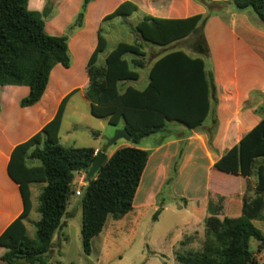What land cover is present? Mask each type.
<instances>
[{
	"label": "trees",
	"instance_id": "16d2710c",
	"mask_svg": "<svg viewBox=\"0 0 264 264\" xmlns=\"http://www.w3.org/2000/svg\"><path fill=\"white\" fill-rule=\"evenodd\" d=\"M28 1L0 0V85L28 87L27 96L20 100L22 107L42 98L56 64L67 68L71 63L68 36L49 34L45 29L44 18L50 9L30 10ZM195 1L204 6L205 13L185 18L144 15L134 30L142 40L166 46L197 33L200 22L227 7L236 12L251 10L264 28V0ZM136 10V5L124 1L105 15L103 21L128 16ZM84 11L82 6L73 25L76 29L82 26ZM105 47L106 39L99 29L96 46L86 64L85 96L92 116L105 118L113 126L123 122L132 144L161 131L167 121L192 130L202 125L211 107L210 81L202 58L190 56L182 49L166 52L153 61L145 87L138 89L128 83L136 81L137 69L145 66L139 58L144 55L141 45L119 41L99 65L98 54ZM76 90L60 100L52 119L10 153L6 170L18 185L22 211L0 234V246L6 249L1 258L8 264H49L52 238L62 224L70 197L74 196L73 173L78 169L87 171L94 158L93 147H64L59 143L64 107ZM258 111L264 114V103ZM149 155L150 150L136 146L119 147L87 178V185L78 196L84 253H90L91 241L102 231L109 215L118 219L132 209ZM258 160L264 163V115L212 165L230 174L255 176L253 188L246 182L240 211L220 216L221 205H218L204 221L200 246L186 248L196 233L184 237L174 253L175 264H264V260L258 263L256 259V253L264 249V234L253 224L255 219H264V165ZM175 175L174 171L173 178ZM171 179L172 176L168 181ZM33 182L45 183V186L38 196L40 218L35 222V237L30 238L23 219L31 209L29 184ZM250 190L253 197L247 196ZM161 210L160 205L153 219H157ZM252 238L257 241L256 250L249 247Z\"/></svg>",
	"mask_w": 264,
	"mask_h": 264
},
{
	"label": "crops",
	"instance_id": "0c3cea01",
	"mask_svg": "<svg viewBox=\"0 0 264 264\" xmlns=\"http://www.w3.org/2000/svg\"><path fill=\"white\" fill-rule=\"evenodd\" d=\"M124 1H129L136 5L137 10L132 14L138 13L139 20L144 15L165 18H185L206 12L204 6L195 0H93L92 2L98 6L96 9V12H98L95 23V27H97L96 30H92L89 35L88 30L84 28L87 26L90 17L89 13L91 10L89 12L88 9L85 16L86 23L83 25L84 27L81 26L75 29L70 36L68 34L69 53L73 59H80L81 65L79 69H74L75 67L73 64L67 69L60 67L61 64H56L50 72L49 80L53 78L55 72H71L74 70V79H72V84L68 88H60L58 93H52L47 85L42 98L37 103L22 107L20 105V100L27 96L29 88L25 85H0V234L22 211V200L18 185L11 180L6 170L12 149L17 144L34 135L52 119L60 100L67 93L73 89H77L75 93L80 92L81 95L87 99L85 96V89L88 85L86 64L91 52L96 46L98 30L102 29L101 23L103 20L101 21V19L114 11ZM61 3H65V0H57L56 3L53 4V9L51 8L49 10L45 18L51 17L53 19L52 21L60 19L63 11H66ZM31 4H33L34 10L42 11L41 0H35L34 3L29 0L28 6ZM71 12L74 13L73 15H76L77 9L71 10ZM45 18L44 23L46 25ZM71 19L70 16L64 18L65 22L62 27L71 23ZM198 26V32L190 34L189 36L199 34L203 41L200 42V39H195L196 50H194V54L185 52L190 56H197L204 60L205 72L210 81L211 107L202 125L198 129L192 130L188 128L190 134L188 137V147L186 148V154L188 155L186 161L192 155L201 153L207 156L208 165L212 166L221 155L233 145L237 144L240 138L255 126L264 115L258 111L259 107L264 103V28L252 11L245 10L236 12L230 7L209 16L200 22ZM53 29H55L53 35H67L59 30V28ZM86 33L87 37L85 36ZM172 50L174 49L166 52ZM104 51L98 54L97 63L99 65L103 64L108 53L106 52L102 55ZM164 53L160 54L158 57ZM158 57L148 64L146 67V75H148L149 68L153 61ZM140 77L138 71V79L136 81H138ZM145 85L143 87H145ZM143 87L136 88L141 89ZM71 96L64 107L58 136L60 135L63 124L65 109ZM87 101L89 103V110L90 102L88 99ZM123 124H121V128H124ZM212 125L216 126L212 127ZM76 126H78V123H76ZM209 139L211 140L210 147H207L206 145ZM60 140L61 138L59 137V142ZM128 142L131 143L130 141ZM123 146H136L150 150V155L134 195L132 209L118 219H114L109 215L102 231L94 237H101L100 243L106 252L122 231H126L133 236L135 231L139 230L140 220L148 210L150 208H156L158 203V187L160 184L162 185L166 179L164 163L177 153L176 141L172 139L160 140L153 148H143L139 144L129 145L127 143H124L121 147ZM88 147L98 149V153L101 152L98 145H91ZM115 150L106 154L107 157ZM152 156L156 157L157 160L154 167H149ZM185 163L186 162L178 167L173 182L179 181L183 169L185 168ZM258 163L264 165L261 160H258ZM238 176H240L242 180L240 190H238V197H228V192L226 193L221 186L212 184L210 181L204 184L203 189L199 187L197 194H194L191 198L176 194L178 197L184 198L181 204H176V209L179 211L178 215L181 216L180 231L184 232L174 235L166 242L167 246L165 248H157L152 250V252L169 258L171 264H175L174 253L180 247V242L184 237L196 233L193 242L189 243L186 248L193 247L191 244L195 241L200 245L201 239L203 238L204 221L206 217L214 213L218 205H221V210L218 213L220 216L231 215L227 212V207L232 204L236 207L235 214H237L243 202L246 182L249 181L253 188L255 181V176L250 178H246L240 174ZM35 183L40 182L29 184L31 209L28 216L23 219L26 234L28 236L29 224H34L40 218L39 216L37 220H31L32 212H38V204L35 205L32 200L31 186ZM40 184L41 187L36 196L37 200L41 189L45 186V183ZM247 196L253 197V191L250 190ZM262 196L264 199V192ZM70 203L71 201L69 200L66 208V218H62V224L59 229L56 230L52 238L51 251L53 253L55 251L59 252L63 245L69 241L68 234L65 231L69 226L68 217L72 215H81V206H79V208L73 207L70 209ZM167 205L168 204H163L162 211L167 208ZM262 213L264 215V208ZM256 222L264 223V219L253 220L254 225ZM260 230L264 234V230ZM263 250L256 253L258 263L264 260ZM5 251L6 249L0 246V264H8L1 258ZM52 254L50 257L48 255L49 260Z\"/></svg>",
	"mask_w": 264,
	"mask_h": 264
},
{
	"label": "rangeland",
	"instance_id": "374dc122",
	"mask_svg": "<svg viewBox=\"0 0 264 264\" xmlns=\"http://www.w3.org/2000/svg\"><path fill=\"white\" fill-rule=\"evenodd\" d=\"M56 1L57 0H41V8L47 7L48 9H53V4H55ZM92 1L93 0H65V3H61V5L64 6L66 11H63L60 19L52 21L53 19L51 17L45 18L46 31L49 34H54L55 29L53 28H59L64 34H67V36L69 34L70 36L76 29L73 26L76 16L82 9V6H84L85 11L83 13L82 26L86 23L85 16L87 10L89 9V12L91 10L87 26H83L88 30L90 35L92 30L94 31L97 28L95 27V23L98 15V12H96L98 6ZM31 2L34 3L35 0H31ZM28 8L34 10L33 4L28 6ZM74 9H77L76 15H73L74 13L71 12V10ZM249 11L251 12V10ZM69 16L72 18L71 23L62 27L65 22L64 18H68ZM138 20V13L129 16H115L101 23V33L107 40V45L102 55L109 52L119 41L139 43L141 45V51L144 55L139 58L143 59L145 66L137 69L141 76L140 79L131 83L133 86L139 88L146 84V67L153 59L168 50L177 48L183 49L189 54H194V50H196L195 39H201V35L194 34L168 46L162 47L146 42L140 38L138 33L134 30V26ZM85 36L87 37V33ZM126 57L130 59L131 56L126 55ZM72 64L75 67L74 69H79L81 61L80 59H73L71 56L70 66ZM60 67L63 69L69 68L62 65ZM74 72V70L71 72H55L53 78L48 81L50 91H52V93H58L60 88H68L72 84V79H74ZM88 104L87 99H85L80 92L72 94L65 109L63 124L59 135L61 138L59 143L62 146L88 147L91 145H98L101 152L108 154L112 150L121 147L124 143L135 145L124 139H119L108 146V142L113 137L115 131L121 128L120 126L123 122L117 126H113L110 125L105 118L92 116L88 110ZM76 123H78V126H76ZM215 126L216 125H212V127ZM189 134V129L185 125L175 121H167L161 131L141 139L138 143L143 148H153L158 142H160V140L172 139L176 141L177 153L164 163L166 179L164 183L162 185L160 184L158 187V203L156 208H150L148 210L140 220L139 230L135 231L133 236L126 231H122L110 245L107 252L100 243L101 237H96L91 241L90 253L86 254L83 251L81 242V215H72L68 217L69 226L65 229L69 241L63 245L59 252H49V257L53 253L49 260V264H171L169 258L163 257L158 253L154 254L152 250L165 248L167 246L166 242L174 235L184 232L180 231L181 216L178 215L179 211L176 209V204H181L184 198L178 197L176 194L191 198L194 194H197L199 187L203 189L204 184L210 181L212 184L221 186L226 193L228 192V197H238V190H240L242 183L241 177L238 176L239 174H230L209 166L208 158L204 154H194L186 161L188 157L186 154V148L188 147ZM210 142L211 140L209 139L207 141V147H210ZM156 160V157L152 156L149 167H154ZM184 162H186L185 168L183 169L179 181L173 182L174 171L176 172L178 167L183 165ZM171 176L172 179L169 182L168 178ZM40 185V183H35L31 186L32 200L35 205L38 204L36 196L40 190ZM70 201V209L73 207L79 208L80 198L78 196H71ZM163 204H168L167 208L164 211L161 210L157 219H153V214L160 205L163 207ZM235 208L236 207L233 204L231 206L229 205L227 207V212L235 214ZM39 216L38 212L33 211L31 214V220H37ZM63 218H66V216L64 215ZM255 226L258 229L264 230V223L256 222ZM28 231L29 236L34 238L35 223L29 224ZM191 245L193 248H198L200 246L196 241ZM256 245L257 241L254 238L250 239V249L256 250Z\"/></svg>",
	"mask_w": 264,
	"mask_h": 264
},
{
	"label": "water",
	"instance_id": "95a60500",
	"mask_svg": "<svg viewBox=\"0 0 264 264\" xmlns=\"http://www.w3.org/2000/svg\"><path fill=\"white\" fill-rule=\"evenodd\" d=\"M119 139L130 141L131 136L125 128H119L115 131L113 137L108 142V146L115 143ZM107 155L104 152L98 153L92 160L90 167L87 170V178H91L107 160ZM25 258H20V261H24Z\"/></svg>",
	"mask_w": 264,
	"mask_h": 264
},
{
	"label": "built area",
	"instance_id": "2783aa9c",
	"mask_svg": "<svg viewBox=\"0 0 264 264\" xmlns=\"http://www.w3.org/2000/svg\"><path fill=\"white\" fill-rule=\"evenodd\" d=\"M98 154V149H95L93 156ZM72 185L74 188V195L80 196L83 188L87 185V171L84 169L75 170L73 173Z\"/></svg>",
	"mask_w": 264,
	"mask_h": 264
}]
</instances>
